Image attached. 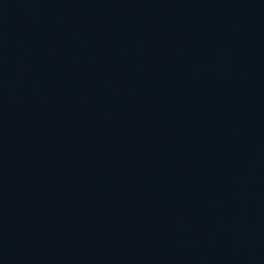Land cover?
<instances>
[{"label": "water", "instance_id": "water-1", "mask_svg": "<svg viewBox=\"0 0 264 264\" xmlns=\"http://www.w3.org/2000/svg\"><path fill=\"white\" fill-rule=\"evenodd\" d=\"M0 264H264V0H0Z\"/></svg>", "mask_w": 264, "mask_h": 264}]
</instances>
